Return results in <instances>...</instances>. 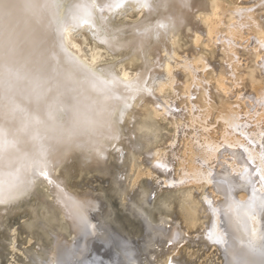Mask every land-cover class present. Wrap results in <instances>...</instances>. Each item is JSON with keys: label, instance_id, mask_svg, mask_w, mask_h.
<instances>
[{"label": "bare ground", "instance_id": "1", "mask_svg": "<svg viewBox=\"0 0 264 264\" xmlns=\"http://www.w3.org/2000/svg\"><path fill=\"white\" fill-rule=\"evenodd\" d=\"M263 1L238 0L229 8L227 0H35L40 9L0 35V219L28 207L20 227L32 230L25 246L21 233L12 235L14 255L28 264H198L190 258L185 234L200 231L206 200L213 203L214 215L207 237L217 247L211 264H264V139L259 133L264 126V19L257 16ZM130 2L142 14L131 24H114L102 11ZM83 29L124 62L101 64V51L83 53L71 37ZM242 35H250L246 43L254 44L258 59L251 62L247 55L248 69L240 79L237 38ZM205 36L209 59L200 54L196 61V53H181ZM207 73L229 98L208 90ZM245 88L253 92L255 105L238 116L234 109H242ZM212 94L226 104L210 107ZM174 99L184 106L173 103L176 109H170ZM75 104L101 113L104 127L70 144L54 139L42 121L50 114L54 123H62ZM212 116L229 126L222 131L232 135L223 139L231 145L243 142L231 160L221 154L224 160H219L217 127L208 122ZM170 127L177 132L189 127L192 140L204 148L178 174L171 167L175 135ZM215 164L228 171H215ZM89 174L99 177L93 188L85 183ZM107 175L111 183L102 179ZM205 181L212 190L220 188L219 201L212 191L209 198L201 197ZM189 184L197 192L187 189ZM111 190L119 193L117 201L107 196ZM126 212L143 222L145 236L138 253L141 240L116 231V243L119 238L131 250L125 263L113 238L105 241L110 234L104 223L110 224L111 213L119 221ZM94 235L105 244L89 247Z\"/></svg>", "mask_w": 264, "mask_h": 264}, {"label": "rangeland", "instance_id": "2", "mask_svg": "<svg viewBox=\"0 0 264 264\" xmlns=\"http://www.w3.org/2000/svg\"><path fill=\"white\" fill-rule=\"evenodd\" d=\"M238 0H227V2H226V4L228 5V7L229 8H232L231 6L232 5H234L235 4V2H237ZM264 2V1H263ZM263 2H260L259 4H261V3H263ZM234 3V4H233ZM264 4V3H263ZM126 5V6H125ZM124 6L125 7H121V8H119V9H117V10H115V11H112V12H110V11H108L107 9V11H108V13H107V11L106 10H102V11H104V15H107V17L111 20V21H113V23L114 24H118V23H121V24H131V23H134V22H137V21H139L140 20V18H141V16H142V14H141V11H140V7H138L136 4H134L133 5V3H126ZM135 7V8H134ZM127 8V9H126ZM261 8V9H260ZM259 9H260V12H259ZM263 10V11H262ZM118 11V12H117ZM257 11H258V14L259 15H257L258 16V19H260V20H263L264 19V7L263 6H260V7H258L257 8ZM261 15V16H260ZM129 21V22H128ZM227 21H228V18H227ZM230 23V22H229ZM121 24H118V25H121ZM223 29H225V27H223ZM73 35L71 36V37H73L72 38V40L74 41V42H76L77 44H78V47L81 49L82 48V52L83 53H86L87 52V54L89 53L90 54V52L93 50V51H101L100 53H101V64H109L110 63V65H118V64H120V63H122V62H124V59L122 58V57H120V56H118L117 54H115V53H111L110 51H107V49L103 46V44L102 43H98L97 42V38L95 37V35H91V32L89 31L88 32V30L87 29H83V30H77L76 32L74 31V33H72ZM93 36V37H92ZM245 35H242V36H240L239 38H237V41H239V44H238V46H237V48L239 47V49H238V52H237V55H238V57L240 58L239 59V65H238V75H237V78H239V77H241L240 79H243V78H245V70H247L248 68H246L245 67V62L243 61V60H246V59H251V57H252V59L251 60H254V61H251V62H256V60L255 59H258L257 57H256V55L258 56V54L256 53V51L258 52V50H254L252 47H254V44L252 45V47H251V42H249L248 43V41H247V43H246V39H248V37H250V35H246V37H244ZM248 36V37H247ZM243 37V38H242ZM95 38H96V40H95ZM242 38V39H241ZM245 38V39H244ZM175 39V38H174ZM206 39H208L206 36H205V38H203V42L205 43V45H204V43L202 42L201 44H199V45H197L196 46V44L194 45L193 44V47H191L190 48V46H188V47H184L183 49H182V51H181V53H196V57H195V59H196V61L197 60H199V58H200V54H203L204 56H206L208 59H209V56H208V48L209 49H211L210 47H208V46H206L207 44L206 43H208L209 41H207ZM240 39V40H239ZM243 41V43H242V41ZM249 41H251V40H249ZM81 43V44H80ZM242 43V44H241ZM80 44V45H79ZM246 44V45H245ZM249 44V45H248ZM188 45H190V44H188ZM201 45H203V47L201 46ZM245 45V46H244ZM243 46V47H242ZM249 46V47H248ZM194 47H197V48H194ZM240 47H242V48H240ZM246 47H248V48H246ZM93 48V49H92ZM186 48V49H185ZM200 48H202V49H200ZM85 49V50H84ZM89 51H88V50ZM190 49H192V51L190 50ZM193 49H194V51H193ZM203 49H204V51H203ZM91 50V51H90ZM187 50V51H186ZM202 50V51H201ZM242 50H244V51H242ZM186 51V52H185ZM197 51V52H196ZM241 51V52H240ZM239 53V54H238ZM240 53L243 55H240ZM254 53V54H253ZM246 54V55H245ZM250 54V55H249ZM194 54H191L190 56H193ZM213 55V54H212ZM249 56V58H248V56ZM242 57V58H241ZM198 58V59H197ZM246 58V59H245ZM254 58V59H253ZM218 59V58H217ZM217 59L215 60V58H211V56H210V60L212 61V62H217ZM226 59V60H225ZM227 57L225 58H223V64H224V68L227 70V64L226 63H228V61H227ZM123 60V61H122ZM242 61V62H241ZM226 62V63H225ZM112 63V64H111ZM114 63V64H113ZM256 64V63H255ZM211 67V68H210ZM210 70L212 69L213 70V66H209L208 67ZM242 68V69H241ZM160 70H162L161 72H163V73H165V68L164 67H160L159 68ZM208 69V70H209ZM132 73V72H131ZM162 74V73H161ZM209 74L210 73H207V75L205 76V78L207 79L206 80V82L207 83H210L209 85H207V88H208V90H215V93L217 94V95H221V94H224V95H222V99H226V98H229L228 97V95H225V93H223L220 89H218V88H216V87H218L217 85H219V83L216 81V79L213 77V76H211V74H210V77H213L212 79L209 77ZM217 74V73H216ZM228 74V73H227ZM202 75H203V73H202ZM230 75V74H229ZM244 76V77H243ZM213 83V84H212ZM243 84H245V83H243ZM210 86V87H209ZM243 86H246V84L245 85H243ZM242 92H244V93H242ZM219 93V94H218ZM172 94V93H171ZM246 96V97H245ZM253 92L250 90V89H248V88H245V89H243L242 91H241V93H240V97H241V99H240V101H241V103H239V104H243V106H244V108H243V106H242V109H239V107L237 106V108H235L233 111H234V113L236 112V113H238V116H239V114L240 113H243V114H245L246 113V110H249V108H251L252 109V107H251V105H255V102L254 101H252V99H253ZM233 98V97H232ZM214 99V100H213ZM250 99V100H249ZM247 100H248V102L249 103H247ZM228 101V100H227ZM232 101V102H231ZM238 101H239V99H238ZM246 101V102H245ZM184 101H179V100H177V99H174V100H172V102H171V100H170V103H168V107L170 108V109H176V105H179V106H184L183 104L185 103H183ZM215 102V103H214ZM230 102L231 103H235V99H234V101H233V99H230ZM229 102V103H230ZM173 103H175V106H174V104ZM226 104V101H219L218 99H216L214 96H213V94L211 95V101L209 102V105L210 104H213L212 106H214L215 107V104H216V106L218 107V108H220L221 106H222V104ZM171 104H173V106L171 105ZM247 104V105H246ZM171 106V107H170ZM206 107H208V105H206ZM210 107H211V105H210ZM216 108V107H215ZM237 109V110H236ZM246 109V110H245ZM250 109V110H251ZM241 111V112H240ZM240 115H242V114H240ZM218 116V115H217ZM211 118H213V119H211ZM241 118V120L240 121H243V116H241L240 117ZM187 120V119H186ZM213 120H215V121H213ZM252 121H255V120H253L252 119ZM208 122H209V124L211 123V126H216L217 128H216V130L214 129V131L215 132H217L218 131V133L216 134V138L218 139V149H219V160H221V161H223L224 160V158L223 157H227V158H229V157H231V158H229V160H231L232 158H233V156H234V154H236V151H239L240 149H241V145L240 144H242L243 142L242 141H240L239 142V144H237V145H235V144H230V143H228L226 140H225V138L223 139L222 137H223V135H230L231 133H228L227 131L228 130H225V131H222V130H224L225 128H227L228 129V125H227V122H219L218 120H217V118L215 117V116H212V117H210V118H208ZM182 123H184V122H182ZM216 123V124H215ZM220 124V127H219V124ZM224 123V124H223ZM251 123V122H250ZM254 123V124H253ZM169 124V123H168ZM212 124H214V125H212ZM251 124H253V125H255V124H258V122L256 121V122H252ZM221 125H223V126H221ZM170 126H173V124L171 123L170 124ZM183 127H185L184 125H183ZM262 128H260V130L262 131H259V133H260V136H262V138L264 139V126H261ZM185 128H187V127H185ZM188 129H189V127H188ZM187 129V130H188ZM172 130V131H171ZM182 130V129H179L178 130V132L176 131V129H173L172 127H170L169 128V134L171 135V136H174V138H173V140L171 141V143H173L172 144V146H171V148H169L170 150H175L176 151V153H174V152H172L171 154H170V157H171V159L173 160L172 161V170L173 171H175V173L176 174H178L179 173V171H181L184 167H186V165L188 164V162L190 161V160H192L193 158H199L200 156V153L203 151V147H201L200 145H198V143H197V141L196 140H192V137H193V134H194V132L193 131H190V130ZM221 130V131H220ZM174 132V133H173ZM219 132H221L222 134H220ZM258 133V134H259ZM232 135V134H231ZM192 136V137H191ZM222 136V137H221ZM230 137V136H229ZM234 137V136H233ZM220 140V141H219ZM190 141H192V142H190ZM224 141V142H223ZM226 141V142H225ZM221 142V143H220ZM169 143H170V141L168 142V145H169ZM166 145H164V146H167V143H165ZM229 145L232 149H233V151L230 153V151L231 150H229L228 148L229 147H227V145ZM171 145V144H170ZM197 145V146H196ZM244 145V144H243ZM191 146V147H190ZM197 147V148H196ZM201 147V148H200ZM237 147V148H236ZM240 147V148H239ZM175 148V149H174ZM223 148V149H222ZM186 149H187V152H186ZM192 149H193V152H192ZM227 149V152L229 153H227L226 151H224V150H226ZM188 150H190V151H188ZM221 150V151H220ZM179 151V152H178ZM189 152V153H188ZM191 152V153H190ZM226 152V153H225ZM177 153H178V155H177ZM195 153V154H194ZM198 153V154H197ZM181 154V155H180ZM191 154V155H190ZM193 154V155H192ZM223 155V157L221 156V155ZM174 155H175V157H174ZM178 157H177V156ZM227 155V156H226ZM184 157V158H183ZM185 157H187V158H185ZM179 158V159H178ZM175 159V160H174ZM176 159L177 160H179V161H177L176 162ZM187 159H189V160H187ZM186 161V162H185ZM185 163V164H181V163ZM119 163V162H118ZM179 163V164H178ZM176 165V166H175ZM179 166H181V167H179ZM214 166H217L216 168H215V171L218 169V171L220 170V172L221 173H224V172H227L228 171V168H227V166H224V169H221V167L223 168V166H221L220 164H215ZM178 169V170H177ZM172 171V173L174 174V172ZM115 172H117V171H115ZM90 176V177H89ZM89 176H87V178L85 179V183L87 184V186H89V187H91V188H93V186H92V184L94 183V181H95V179H97V178H99V177H97V176H92V174H89ZM115 176H117V174L115 173ZM97 177V178H96ZM106 177V178H105ZM110 177V175L108 176H102V179L105 181V182H108V183H111L112 181H111V177H112V175H111V177ZM94 178V179H93ZM146 178V177H145ZM110 179V180H109ZM144 178H142V180H141V182L143 181V183H145L146 181H147V179H145V180H143ZM92 180H93V182H92ZM211 180H212V183L214 184V185H216L217 184V182L215 181V176H212L211 177ZM90 181V182H89ZM208 181V180H207ZM207 181H205V182H203L202 183V188H201V190H202V194H201V197H204V196H208V195H210L209 193H210V191H212L213 193H214V199H215V201L217 200V201H219L220 199H221V194H220V191L221 190H219L220 188H218V189H215V190H212L211 188H210V185H211V183H208ZM84 182V181H83ZM82 183V182H81ZM90 183V184H89ZM204 185V186H203ZM206 186V187H205ZM193 187V189L195 188L194 187V185H192V184H189L188 185V187H187V189L188 188H192ZM203 187H204V189H203ZM173 188H175V186H173ZM177 190V189H176ZM113 191V192H112ZM179 191H181V190H177V191H175V189L173 190V192H179ZM194 191L195 192H197V190L196 189H194ZM110 193H112V194H110ZM109 194H110V196H109ZM115 195V196H114ZM107 196L108 197H110V199H112V200H114V201H117V199L119 198V193H117L116 191H114V190H111V191H108L107 192ZM113 197V198H112ZM208 198H209V196H208ZM160 199H163V198H160ZM204 200V199H203ZM205 201V202H204ZM203 201V204H202V206H203V209H202V213H201V216H203L202 217V227H200L199 228V230L200 231H196V229L194 230V229H190L189 230V232L187 233V234H189L190 236H188L187 234H185L186 235V237H188V238H186V241L185 242H189L188 244L190 245V247H188L189 249H190V251L191 252H193L192 254L193 255H191L190 256V258L192 259V260H194L195 259V261H198V264H211L212 262H213V260H215V255L214 254H216L215 252H217V247L216 246H212L211 245V243H214V241H211V240H209L208 239V237H207V233L211 230V227H212V225H213V220H214V218H213V214H212V209H211V207L213 206V203H207V201L206 200H204ZM216 201V202H217ZM159 202H161V200H158V204H159ZM219 203V202H218ZM225 203H226V199L224 200V202L222 203L223 205H225ZM206 204H208L207 206H206ZM217 204V203H216ZM148 205L150 206V207H153L154 206V204H153V202H151V203H149L148 202ZM205 205V206H204ZM210 205V206H209ZM156 206H159V205H156ZM209 206V207H208ZM160 207V206H159ZM26 208H28V207H25V209H19V210H17V212H15V214L13 215H11V219H7V218H3V219H0V264H12V263H15V264H21V261H22V264H28V262H27V260H23L22 259V255L20 256L19 254H16V255H14V251H13V248H12V244H11V239L10 238H12V235L15 233V234H17V233H21V235L20 236H18V238H19V240L21 239V241L23 242H21V241H19V243L22 245V246H25V245H27L26 243H25V239H27L26 240V242L28 241V235H26L27 233H28V231H32V230H30V229H28V228H21L20 226H21V221L23 222V221H25L26 220V218L24 217V216H26L27 215V213H26ZM207 208V209H206ZM119 211H118V214H120L121 212H120V209H121V207L119 206ZM21 210V211H20ZM209 210V211H208ZM204 211V212H203ZM117 214V213H116ZM129 213H127L126 212V218L128 219H126V218H123V220H122V218H120V220L118 221L117 220V215H113L112 213H111V217H110V219L112 218V220H108L109 221V223L110 224H108L107 225V223H104V225H106L107 227H109V238L107 237V239H105V241L106 242H109V240H110V238L112 239L113 238V245L115 244V247H114V250L118 253V256H120L119 257V261H121V259L123 260V262H130V260H128V256L131 254V250L130 249H128V247H129V245L127 244V243H124L125 245H123V241L121 242L120 241V239L119 238H117L118 239V243H116V241L117 240H115L116 239V237H115V235L117 234V232H119L120 234H124L123 236H130V238H134V237H136L138 240H141V242H139L140 243V247H139V249L137 248V249H135V251H139L138 253H141L140 251V249H142V247H143V239H141L142 237L144 238V236H145V232H144V227H143V222L141 223V220L139 219V218H136L135 217V219H134V216L133 215H128ZM212 215V216H211ZM131 216H133V217H131ZM131 217V218H130ZM211 217V218H210ZM130 218V219H129ZM127 220V221H126ZM132 220V221H131ZM135 220V221H134ZM136 220H137V222H136ZM139 220V221H138ZM111 221V222H110ZM129 221V222H128ZM123 222H124V224H123ZM135 222V223H134ZM210 222V224H208ZM142 225H141V224ZM206 223V224H205ZM131 224V225H130ZM138 225V226H137ZM203 225H204V227H203ZM105 226V227H106ZM210 227V228H208V227ZM130 227V228H129ZM21 228V229H20ZM139 228V229H138ZM142 229V230H141ZM208 229V230H207ZM210 229V230H209ZM16 232H15V231ZM22 230V231H21ZM131 230V231H130ZM139 230V231H138ZM192 230H194V232L192 233ZM117 231V232H116ZM208 231V232H207ZM140 232H142L143 234H141ZM201 232V233H200ZM25 233V234H24ZM191 233V234H190ZM23 234V235H22ZM69 234H71V233H69ZM18 235V234H17ZM25 235V236H24ZM191 235H192V237H194V238H192L191 237ZM27 236V237H26ZM96 236V237H95ZM22 237V238H21ZM89 237H90V235H89ZM92 237H94L93 238V240H92V242L90 243V246L89 247H93L94 246V244L98 241V240H100L101 238L98 236V235H94V236H92ZM118 237V236H117ZM25 238V239H24ZM115 238V239H114ZM24 241H23V240ZM98 239V240H97ZM192 239V241H189V240H191ZM194 239V240H193ZM95 241V242H94ZM99 242V241H98ZM103 242V244H105L104 243V241H101V242H99V243H102ZM209 243V244H208ZM24 244V245H23ZM204 244V245H203ZM206 244H207V246H206ZM117 245V246H116ZM193 245V246H192ZM211 245V246H210ZM37 246H39V245H36V248H38ZM120 246V247H119ZM142 246V247H141ZM187 245H185V247L183 246V249L185 248H187L186 247ZM138 247V246H137ZM204 247V248H203ZM207 247V248H206ZM209 247V248H208ZM211 247V248H210ZM124 248V249H123ZM127 248V249H126ZM194 248V249H193ZM199 248V249H198ZM119 249V250H118ZM189 249H187L188 251H189ZM124 250V251H123ZM143 250V249H142ZM196 250H198V251H196ZM215 252H214V251ZM119 251V252H118ZM133 251V250H132ZM134 252V251H133ZM196 252H197V254H196ZM130 253V254H129ZM9 254V255H8ZM213 254V255H212ZM122 255V256H121ZM128 255V256H127ZM13 256H16L17 257V259H16V257H15V259L13 258ZM20 256V257H19ZM211 256H213V257H211ZM4 257V258H3ZM185 258H186V256H185ZM190 258L189 259H187L188 260V262H190L189 260H190ZM109 259H112L111 257H109ZM125 259V260H124ZM184 259V258H183ZM198 259V260H197ZM5 260V261H4ZM184 260H186V259H184ZM10 261V262H9ZM26 261V262H25ZM185 262V261H184ZM121 263V262H120Z\"/></svg>", "mask_w": 264, "mask_h": 264}, {"label": "clouds", "instance_id": "3", "mask_svg": "<svg viewBox=\"0 0 264 264\" xmlns=\"http://www.w3.org/2000/svg\"><path fill=\"white\" fill-rule=\"evenodd\" d=\"M37 9L40 7L35 0H0V35L30 19ZM42 123L54 139L69 144L104 127L101 113L79 104L70 106L62 123H54L50 114Z\"/></svg>", "mask_w": 264, "mask_h": 264}]
</instances>
